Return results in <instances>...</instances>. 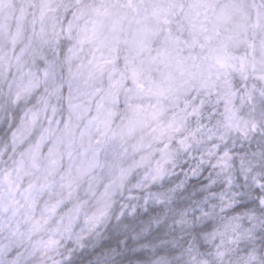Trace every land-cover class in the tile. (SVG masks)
Here are the masks:
<instances>
[{
	"label": "snow or ice",
	"instance_id": "obj_1",
	"mask_svg": "<svg viewBox=\"0 0 264 264\" xmlns=\"http://www.w3.org/2000/svg\"><path fill=\"white\" fill-rule=\"evenodd\" d=\"M0 264H264V0H0Z\"/></svg>",
	"mask_w": 264,
	"mask_h": 264
}]
</instances>
